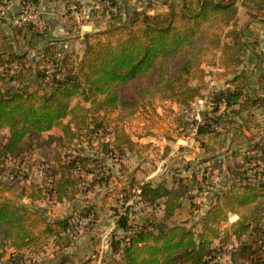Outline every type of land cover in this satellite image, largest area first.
Wrapping results in <instances>:
<instances>
[{"label": "trees", "instance_id": "16d2710c", "mask_svg": "<svg viewBox=\"0 0 264 264\" xmlns=\"http://www.w3.org/2000/svg\"><path fill=\"white\" fill-rule=\"evenodd\" d=\"M6 1L0 0V19ZM55 1L79 7L78 0ZM100 1L107 11L118 6V0ZM25 2L35 10L41 0H20L19 11ZM239 8L249 21L264 22V0H196L193 6L182 0L179 9L169 5L164 16L135 11L129 22L86 35L80 55L69 46L62 48L64 39L47 40L42 49L35 50L33 60L24 52L0 50V177L9 169L7 160L26 158L41 148L44 133L46 144L53 147L50 159L37 166L43 172L39 182H27L17 171L11 172L8 182L0 178V259L7 255L13 264H23L18 253H37L48 246L62 253L80 233L94 227L92 201L73 207L66 217H48V210L37 203L69 205L77 201L82 191L78 187L87 176L91 188L107 180L100 158L72 147L96 143L105 156L153 148L151 142L133 140L117 119L123 121L147 106L156 111V103L176 104L191 114L185 122L186 114L169 108L175 135L184 137L188 134L181 131H193L205 154L209 146L202 141L204 136L233 123L249 103L261 106L263 99L248 92L247 70L242 66L247 22L238 24ZM139 16L141 24L136 22ZM14 28L15 35L46 38L47 31L36 22L26 21ZM24 67L34 71L32 79L38 89H16L17 72ZM211 79L214 83L209 87ZM258 82L264 86V69ZM207 90V104L197 120L192 104ZM114 112L116 116H112ZM58 126L60 132L52 133ZM210 163L218 171L222 187L215 190L214 185L208 209L190 226L186 220H176L184 198L191 197L189 187L179 185L185 180L178 178L177 186H168L131 179L119 200L124 209L115 220L116 230L122 234L110 232L98 264H212L231 239L240 241L233 252L239 264H264V144L250 146L229 165L214 155L197 162L209 167ZM188 169L184 165L183 171ZM195 184L196 193L201 194L203 184L196 179ZM133 203L145 210L136 224L130 223ZM230 215L236 218L230 221ZM246 235L249 238L241 241ZM67 261L62 257L60 264Z\"/></svg>", "mask_w": 264, "mask_h": 264}, {"label": "rangeland", "instance_id": "374dc122", "mask_svg": "<svg viewBox=\"0 0 264 264\" xmlns=\"http://www.w3.org/2000/svg\"><path fill=\"white\" fill-rule=\"evenodd\" d=\"M165 1L166 0H158L154 3L158 6L157 8L160 9L159 14L162 16H164L163 14L165 13V6H162ZM141 2L143 5L145 4L144 0ZM54 8L55 10L61 9L60 6ZM130 11H133L132 7L129 9V12ZM256 13L259 16L260 13ZM84 14L86 16L87 12L85 11ZM57 15H59L58 12ZM129 18L130 19L126 18V22H129L132 19V15ZM121 19L122 18L117 19L116 22H122ZM246 19L247 16L245 10L239 8L238 24L242 25L247 22L243 31V40L247 44V47L251 49L249 53H242V66L247 67L254 64L253 67H257L258 74H260L259 72L264 69V35L260 38L259 32L263 31L264 33V22L256 19L258 24H251L252 20L249 21ZM5 29L12 31L16 30L12 24H5L4 30ZM6 33L7 32H0L2 35H5ZM3 39V43L6 45H3V48L7 50H10L11 48L13 49L15 43H13L12 37L8 35L3 37ZM25 44H27V42H20L18 44L19 52H22V50L25 49ZM31 55L30 52V56ZM20 70L21 71L17 72V79L14 83L16 89L24 87H27V89L29 88V90H35L34 88L36 87L38 89L39 86L37 85V81L32 79L34 77V71L30 68L28 69V67H24ZM209 78L211 77L209 76ZM219 80L220 81L217 83L220 85L222 79ZM252 93L263 99L260 103L263 106H261L260 109H253L252 113L243 114L240 118L241 120H235L232 124H228L226 131L224 130L225 126H222V130H224L223 135H220L222 133L220 130H216L213 135H210L211 143H213V151L219 152L215 154L214 157L222 160L223 163L228 165L232 163L233 159L239 153H246L250 146L254 144L257 146L264 144V86L253 88ZM76 101L77 100H74L73 104L76 103ZM156 105L158 106L156 107V111H153L151 107L147 106L146 108H141L138 113L123 121L117 119L119 125L129 133L133 140L137 141L140 136L142 137L143 142L152 139L153 141L150 144L153 148L150 146V148L138 152L137 149L135 152L125 150L124 153L120 155L116 153L114 155L105 156L100 149L97 148L99 145L96 143L91 145L83 143L79 147H72L75 149L78 148L79 151H83L84 154H88L90 157L97 156L100 158L102 161L100 165L104 168L103 175L107 176L106 183L104 182L103 184L92 188L88 185L90 176H87L84 185L78 187V189L82 191L78 194L75 205L77 207H82L81 205L84 203L86 204L87 200L92 201L96 207V221L94 227L87 233H80L76 237L75 242L71 246L66 247L62 253L52 251L51 246H48L46 249L37 253L29 251L25 252V254L22 252L18 253L17 258L22 260L23 264H60L62 257L67 258L68 264H96V254H99L100 252L103 253L107 249L108 236H110L112 230H116L115 220L117 214L124 209L121 208L119 200L124 198L122 191L127 190L125 188L131 179H134L136 183L137 181H152L154 184L164 182L168 186H177L174 183L178 181V178H180V180H185L183 182L180 181L181 184L179 185L183 187L185 184L189 187V196L191 197L184 198L182 206L177 211L176 220H186L188 226L198 221L201 216V209H205L209 205V196H211L209 193H211V189L214 190V185L216 187L221 179L216 176L218 171H213L211 163L210 167L207 164L198 166L197 162H199L202 157H205L204 152L200 147V138L193 140L192 143H186L184 141H177L178 143L172 142L174 140L173 138L176 136L177 129L174 127L176 124L173 125L171 122L173 114L169 112L171 110L169 109L170 104L165 102L162 104L156 103ZM116 114L117 113L114 112L112 116H116ZM180 114H186L185 122L189 121L191 112H180ZM246 114H248V116ZM67 120L68 119H65L64 122ZM244 120H246L248 126H244ZM186 128H188V126ZM2 132L4 135H7V130H3ZM59 132V126L52 129V133ZM181 132L182 134H188L187 136H184L186 141H190V139L195 137H192L193 134H191L190 130H183ZM46 136L47 135L44 133V141H41L40 143L41 148L34 149V151L30 153V156L22 159L7 160L9 169L5 172L4 176L0 177L1 180L7 182L10 181L12 178L11 172L17 171L20 176H26L27 182H39L40 177L36 174V170L38 169L37 166L47 162L53 154L51 152L53 147H49L45 142ZM207 138L209 139L208 136H206V140ZM176 143L180 148L174 147ZM80 148L83 149L80 150ZM182 148H186L189 151H185V149L182 150ZM46 153H48L47 156H45ZM184 165H189L187 173L183 171ZM206 166H208L207 174L205 180H202V174L205 173L204 169ZM24 168H28V170L25 171ZM196 172H198V174H196ZM194 176H196V178ZM195 179L196 182H201L203 184L201 194L196 193ZM89 189L90 191L85 192V190ZM120 192H122V195H120ZM20 202L28 204L26 199H21ZM130 202L131 201L128 203ZM37 206L40 208H46V210H48L46 216L48 217H59L63 214L66 217L72 214V210H70L71 206L65 204L56 205L53 202L45 201L37 203ZM123 206L126 207V205ZM144 211L142 205L133 203L129 212L130 223L136 224L141 218L143 219L145 216ZM146 211L148 210L146 209ZM156 215L158 219L161 218V213L158 210L156 211ZM230 216V221L236 218L235 216ZM83 222L85 223L86 221ZM115 234L116 236H119L122 232L116 230ZM248 238L249 236L246 235L241 241L247 240ZM239 244L240 241L231 239L227 245L221 249V252L218 255L219 258L214 260L212 264L241 263L233 253ZM8 252L11 251L9 250ZM7 258V255L1 258L0 264H13L12 261L10 262ZM15 263L16 262H14V264Z\"/></svg>", "mask_w": 264, "mask_h": 264}, {"label": "crops", "instance_id": "0c3cea01", "mask_svg": "<svg viewBox=\"0 0 264 264\" xmlns=\"http://www.w3.org/2000/svg\"><path fill=\"white\" fill-rule=\"evenodd\" d=\"M141 1L142 0H118V6L116 5L114 7H111L108 9L109 11H107L103 8V5H102L100 0H78V2H79L78 9H76V7H75L73 10L70 9V6L73 4L66 6L63 2H60V1L41 0L40 5L35 9L36 11H38L40 13L39 20H38V22H36V25L40 29L46 30L47 33H46L45 39H35L34 40V39H32V36H30V34H27L24 37L22 35L21 36L15 35L14 31H12V30H8V29L4 30L5 24H7V25L12 24L14 26L16 25L15 17L18 14L19 8H20V5H19L20 0H7L5 7L1 11L2 14H4V16L2 17V19H0V32L2 31L4 33L5 32H7V33L5 35L0 34V50L5 52L6 54L13 52V51L19 52L18 51V44L20 42H24V43L27 42V44L24 45L25 49L22 50V52H20V53H23V52L27 53L28 57H30V59L33 60V58L35 57V50H38L40 48L42 49V47H44L47 44L46 43L47 40L64 39L65 42L70 47V49L73 50L76 54L80 55L84 46H85V43H86V39H85L86 35H92L93 33L97 32V31L105 30V29L109 28L111 25L124 23L127 21L126 18L130 19L129 17L135 11H145L146 13H149V14L162 16L159 14L160 9L157 8L158 6L156 4H154L158 0H153L154 2L152 3L151 7L148 6V4H149L148 2L152 1V0H144V3H145L144 5H146V6H144ZM186 2L188 5L193 6V5H195L196 0H186ZM169 5H172L176 9H179L182 6V0H166L165 2H163L162 6L163 7L165 6V9H164L165 13L167 12ZM56 6H60L61 9L55 10L54 7H56ZM131 7H132L133 11L129 12V9ZM85 11L87 12L86 16L84 14ZM57 12L59 13V15H57ZM165 13L163 15H165ZM120 18H122L121 19L122 22H116V20L120 19ZM254 20L251 21L252 22L251 24H258L256 19H254ZM136 22H137V24H141L142 23V17L141 16L137 17ZM259 24H260V22H259ZM8 35L10 37H12L13 43H15L13 45V49L11 48L10 50L3 48V45L5 44V43H3L4 42L3 37L8 36ZM263 35H264L263 31H260L259 32L260 38H262ZM5 41H6V39H5ZM29 42L32 44V47L29 46ZM4 46H6V45H4ZM250 51H251V49L249 47H246V49L244 50V52H247V53H249ZM30 52L32 54L31 56H30ZM253 65L243 67V68H245L247 70L248 92L250 95L256 97L252 93V90H253V88L260 86L259 82H258L259 74L257 71V67L254 68ZM261 106H263V105H261ZM261 106H253V105H251V103H249L247 109L245 111H243L235 120H241L240 118L243 114L252 113L253 109H260ZM170 107L177 114H180V112H183V108L177 106L176 104H171ZM248 114H246V115L248 116ZM244 121H245L244 126H248V123L246 122V120H244ZM230 124H232V123H230ZM227 126L228 125H226L224 128L225 131L227 130ZM217 130L222 131V133L220 135L224 134L223 133L224 130H222V125L217 127ZM191 134H193V131H191ZM210 135H213V134H210ZM210 135H208L209 139L207 138V140H206L207 135L204 136L205 139H204V137L202 138V141L207 143L209 146V152L205 153L204 156H213V155L219 153L217 151H213L214 150L213 149V143H211ZM194 136L195 135H192V137H194ZM195 137L190 139V141H186V139L184 137L175 136L173 138L174 140L172 142L174 143L177 141L178 142L184 141L186 143H192V141L196 139ZM137 141L142 142V143H147V142H152L153 140L149 139V140L143 142L142 137L140 136L139 139H137ZM177 143L174 147H179ZM183 149H185V151H189L186 148H182V150ZM212 151H213V154H212ZM238 155H240V153ZM196 159H198V158H196ZM224 164L228 165L226 163H224ZM149 176H147V177H149ZM221 184H222V182L220 180V182H218V184L216 185L215 190L221 188L222 187ZM209 194L212 196V193H209ZM211 196H209V204L211 201V199H210ZM55 204L60 205L59 203H55ZM68 206H71L70 210H72L73 207H77L75 205V203L69 204ZM208 207H209V205L205 209L204 208L201 209V215L208 209ZM59 217H64V214L62 216H59Z\"/></svg>", "mask_w": 264, "mask_h": 264}, {"label": "built area", "instance_id": "2783aa9c", "mask_svg": "<svg viewBox=\"0 0 264 264\" xmlns=\"http://www.w3.org/2000/svg\"><path fill=\"white\" fill-rule=\"evenodd\" d=\"M105 4L108 6L109 2H105ZM74 8H75L74 4L70 6V9L73 10ZM39 16H40V13L38 11L34 10L32 5L29 2H25L21 6L19 13L15 17V20H16L15 23L21 24V23L26 22V21L38 22ZM62 48H68V44L67 43L63 44ZM213 83H214V81H213V79H211L209 82V87L212 86ZM208 94H209V92L207 90L203 97L197 98L195 100V102L192 104L191 110H192V113L194 115V118L197 120L200 119V112L205 109V106L207 104ZM193 135H194V132H193ZM36 174H37V176L42 177V175H43L42 169L41 168L37 169ZM101 254H102V252L99 253L96 264L99 263V259H100Z\"/></svg>", "mask_w": 264, "mask_h": 264}]
</instances>
